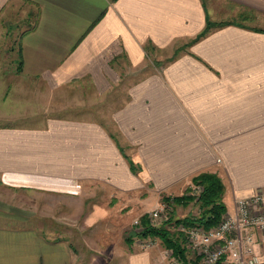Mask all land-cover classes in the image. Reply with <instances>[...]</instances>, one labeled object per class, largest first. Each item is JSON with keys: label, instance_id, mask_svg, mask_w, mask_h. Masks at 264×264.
<instances>
[{"label": "crops", "instance_id": "obj_1", "mask_svg": "<svg viewBox=\"0 0 264 264\" xmlns=\"http://www.w3.org/2000/svg\"><path fill=\"white\" fill-rule=\"evenodd\" d=\"M20 5L34 16L0 64V188L61 197L62 225L0 207V264H165L133 234L164 196L207 171L228 210L264 191V27L233 16L264 17V0H0V44ZM208 20L226 24L199 37ZM30 91L46 101L12 113Z\"/></svg>", "mask_w": 264, "mask_h": 264}, {"label": "rangeland", "instance_id": "obj_2", "mask_svg": "<svg viewBox=\"0 0 264 264\" xmlns=\"http://www.w3.org/2000/svg\"><path fill=\"white\" fill-rule=\"evenodd\" d=\"M18 11L15 12L17 19L18 20H13L10 23H8V26L10 28V34L6 35L0 44V64L3 63L7 67H15L17 65V60L19 59V44H18V27L15 24L21 23L22 22V27L26 26V24L31 20L34 16V11L31 15H29V10L27 6L25 5H20L18 7ZM250 13L254 16L252 18L247 11H244V14L242 13L240 16L238 15H233L236 17V20H242L244 22L250 23L252 22L253 24L256 25V27H264V17L261 16L260 14H257V12H251ZM29 17V19H26ZM21 19V20H20ZM27 22V23H26ZM25 23V24H24ZM21 27V28H22ZM23 27V28H24ZM12 28V29H11ZM4 50L3 52L1 50ZM16 63V64H15ZM4 66V67H5ZM13 67L12 73L14 71ZM16 70V69H15ZM11 71H8V77L12 78L14 74H12ZM17 102H11V107L10 111L12 113L14 112H24V113H34L36 112L37 109H39V105L43 104L46 100L44 98L43 92L42 94H34L33 91H30V94L25 97V101L23 102V97H20ZM35 107V108H33ZM23 113V114H24ZM195 187H201L204 188L202 184L195 183L193 181V184L186 189V191L181 194V195H190L194 197L196 200L200 197L195 196L194 194V189ZM174 196H172L169 200L168 203H170V212H172V219H177V217L184 218L186 216L190 217H197L201 213V208L199 204L194 200L193 202L187 201V199H181L180 201H176L173 199ZM61 197L56 196L53 193H48V192H43V191H32V190H25V189H14L10 187H1L0 188V207L4 208L8 211V213L13 214L15 216H19L22 218H26L28 216H31L32 214H35L36 217L32 218L33 221L35 222H41L42 224L46 225L49 227V225H62L61 222L54 218L55 210L56 207H60V200ZM57 200V201H56ZM66 205L68 207V210H71L73 207L70 206V202L67 201ZM169 205V204H168ZM228 210V209H227ZM140 218V217H137ZM165 218L162 217L160 218V221ZM136 220V219H135ZM134 220V221H135ZM171 222L168 228L172 232L179 231V226L181 223L176 224L175 221ZM9 222V220L7 219ZM152 222V221H151ZM28 224L27 222H23ZM31 223V222H30ZM135 223V222H134ZM153 223V222H152ZM186 225V224H185ZM194 225H199V224H194ZM138 231L141 229V227L137 226ZM199 227L202 228H207L205 225L200 224ZM213 227V226H212ZM209 228V227H208ZM207 228V229H208ZM137 238L146 243H161V239L156 236H150L148 238H142L137 235ZM185 238V237H184ZM186 240V239H185ZM76 244L77 241H75ZM79 247H81V243L78 244ZM166 251L164 252L165 254V264H181L180 260H178L176 257L172 255L171 250H168L165 248ZM187 256L188 259H194L197 258L198 260H193L190 264H198L199 257L198 255L189 248L187 250Z\"/></svg>", "mask_w": 264, "mask_h": 264}, {"label": "built area", "instance_id": "obj_3", "mask_svg": "<svg viewBox=\"0 0 264 264\" xmlns=\"http://www.w3.org/2000/svg\"><path fill=\"white\" fill-rule=\"evenodd\" d=\"M203 188L195 187L198 197ZM169 204V205H168ZM170 203L164 202L149 211L150 220L162 223L169 218ZM160 221V218L164 217ZM135 225L139 226L140 218ZM186 245L198 255V264H261V233L264 231V191L236 196L233 208L227 210L217 225L208 229L181 223ZM172 252V250H171Z\"/></svg>", "mask_w": 264, "mask_h": 264}, {"label": "trees", "instance_id": "obj_4", "mask_svg": "<svg viewBox=\"0 0 264 264\" xmlns=\"http://www.w3.org/2000/svg\"><path fill=\"white\" fill-rule=\"evenodd\" d=\"M226 23L211 22L208 20L205 29L200 33L199 37L204 36L210 32L214 27ZM195 183L202 184L204 186L200 197L196 200L190 195H179L174 196L173 199L180 201L181 199H187V201H196L200 208L201 213L197 217L186 216L184 218L177 217V219H172V212H170L169 218L162 223H152L148 212L140 217L139 227L141 229L138 231H133L134 236H140L142 238H148L150 236H156L161 239L162 245L172 250V255L180 260L181 264H190L193 260H198L197 258L188 259L187 250L189 249L186 245V240L184 234L179 231L172 232L169 226L173 220L176 224L183 223L186 225L202 224L207 228L217 225L223 215L227 212V205L224 201L225 185L221 177L215 172H202L193 178ZM171 196H164L163 200L169 202ZM222 264V263H217Z\"/></svg>", "mask_w": 264, "mask_h": 264}]
</instances>
